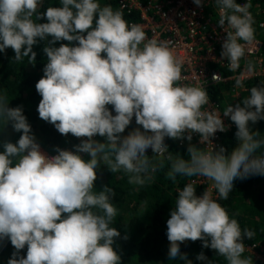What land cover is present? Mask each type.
<instances>
[{"label": "clouds", "instance_id": "obj_1", "mask_svg": "<svg viewBox=\"0 0 264 264\" xmlns=\"http://www.w3.org/2000/svg\"><path fill=\"white\" fill-rule=\"evenodd\" d=\"M43 3L0 0V53L11 48L13 61L27 58L34 64L33 46L45 42L47 59L35 83L41 97L38 117L61 135L86 139L73 151L56 147L55 155H46L22 107H8L0 91V129L10 123L20 133L15 143L0 142V241L7 238L14 248L6 264H121L113 247L120 237L113 226L115 193L108 186L94 188L96 170L103 164L112 173L126 174L129 184L144 186L163 159L169 162L170 180L201 176L212 181V188L199 196L191 181L176 190L166 221L169 259L192 264L180 244L200 240L226 264H253L243 255V241L255 233L241 229L218 201L228 198L234 179L264 176V136L250 126L264 121V83L221 112L212 107L205 83L183 82L182 61L172 42L147 37L143 25L129 23L118 8L100 0H58L40 12ZM192 3L199 7L202 0ZM214 3L225 33L220 57L235 71L255 38L251 0ZM61 41L67 43L54 46ZM246 71L253 73L251 61ZM222 115L236 127V143L227 155L211 140L217 131H226ZM133 118L138 127L124 135ZM193 133L203 148L190 143ZM166 137L189 141L188 157L171 155ZM195 258L213 264L203 252Z\"/></svg>", "mask_w": 264, "mask_h": 264}, {"label": "trees", "instance_id": "obj_2", "mask_svg": "<svg viewBox=\"0 0 264 264\" xmlns=\"http://www.w3.org/2000/svg\"><path fill=\"white\" fill-rule=\"evenodd\" d=\"M240 1L236 0L237 3ZM100 2L102 5L110 4L113 9H117L115 0H100ZM56 5H58V0H44L43 6L38 8V11L43 12L46 7ZM251 5V8L254 9L264 8V0H251ZM128 17L124 15L126 20ZM38 22L46 21L41 19ZM59 43L67 42L61 41L54 46L58 47ZM44 46L45 42H39L33 46V51L36 52L34 64L27 63V58H24L22 63L13 61L14 53L11 48L0 53V91L6 93L8 107H22L23 115L31 126L36 142L50 151H54L56 147L69 150L79 142V138L73 137L70 133L59 134L51 124L38 117L36 110L41 97L35 90V83L43 75L42 69L47 59L42 51ZM260 83H264V80L245 82L240 86H247L249 89ZM210 95L217 100L222 108L232 103L230 92L219 85L210 90ZM248 95V90L242 92L239 101ZM108 107L111 110V106ZM250 126L264 136V121H257ZM0 127H3L2 122H0ZM133 127H138L135 125V121L128 126V131ZM235 131L236 128L223 135L220 146L226 149V155L235 146ZM19 135V132L12 130L9 123L0 129V142L15 143ZM94 139L99 142L104 140L100 136H96ZM188 143L189 141L178 145L174 139L167 138L168 151L174 157L179 154L182 158H187ZM190 143L198 147L193 142ZM81 155L84 159L89 158L85 153H81ZM168 170L169 162L163 159V166L154 173L153 180L144 186L129 184L126 174L122 171L112 173L103 164L96 170L97 179L94 181V188L99 191L102 186H108L112 187L115 193L112 202L116 204L118 214L113 226L119 231L120 237L115 238L113 247L120 255L121 264H184V261L179 257L172 261L167 255L169 242L166 238V221L172 207L175 206L176 190L182 188L195 176H177L173 181L167 176ZM200 189L201 187L196 186V195ZM218 202L227 210L230 217L237 219L241 229L248 228L255 233L252 239L244 241L264 240V176L256 175L246 179H234L233 188L228 198ZM0 249V264H6L14 248L5 238L0 241ZM180 252L186 254L192 264H206L205 261H197L195 258L201 252L208 260L213 261V264H226L224 258L217 256L214 249L203 248L200 240H186L180 244ZM25 253L26 248L20 250L21 256ZM253 264L259 263L253 261Z\"/></svg>", "mask_w": 264, "mask_h": 264}, {"label": "built area", "instance_id": "obj_3", "mask_svg": "<svg viewBox=\"0 0 264 264\" xmlns=\"http://www.w3.org/2000/svg\"><path fill=\"white\" fill-rule=\"evenodd\" d=\"M117 8L126 16L127 21L143 25L146 36L156 37L161 40L172 42L178 58L182 61L181 75L186 77L184 83H205L210 103L212 107L219 111L217 100L212 98L210 90L215 86H221L230 92L231 102H239L241 93L248 90L247 86H237L235 81L240 79L242 83L254 80H264V8H250L249 11L254 17L255 38L251 51L245 59L240 61V66L232 71L228 63L221 60V45L225 37L223 29L217 24L219 20V10L214 4V0H202L201 6H196L192 0H115ZM246 0H241L238 4H244ZM251 61L254 65L252 74L246 71V63ZM213 76H215L213 78ZM114 114V113H113ZM222 120L227 126L226 131H217L211 138L214 145L221 144L223 135L236 128L227 117ZM134 118L133 121L134 122ZM130 123V125L132 124ZM96 137V136H95ZM93 137V138H95ZM86 139L84 137L79 138ZM178 145H183L187 140L174 139ZM195 145L203 148L199 144L198 134L193 133L192 140ZM40 145V149L46 155H55V151L48 150ZM167 145V137L164 140ZM73 151V147L69 149ZM147 156L151 157V149L146 150ZM191 182L194 186L201 187L197 196L201 195L204 189L212 188V181L201 176H195ZM188 181V182H190ZM214 198L216 197L213 191ZM244 255L252 257L253 261L264 264V240L246 242Z\"/></svg>", "mask_w": 264, "mask_h": 264}, {"label": "rangeland", "instance_id": "obj_4", "mask_svg": "<svg viewBox=\"0 0 264 264\" xmlns=\"http://www.w3.org/2000/svg\"><path fill=\"white\" fill-rule=\"evenodd\" d=\"M127 132H128V128L125 129V132L123 134H127ZM100 166H102V164ZM100 166L98 168H100Z\"/></svg>", "mask_w": 264, "mask_h": 264}]
</instances>
